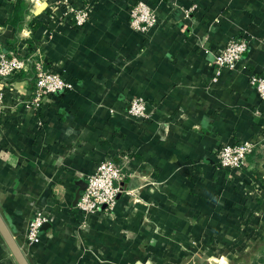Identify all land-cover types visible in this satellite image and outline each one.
<instances>
[{
    "label": "crops",
    "instance_id": "1",
    "mask_svg": "<svg viewBox=\"0 0 264 264\" xmlns=\"http://www.w3.org/2000/svg\"><path fill=\"white\" fill-rule=\"evenodd\" d=\"M17 1L0 0V51L30 62L0 78V211L19 242L37 209L48 214L31 264H264V108L250 82L264 75V0H144L159 17L148 32L130 23L139 0H73L92 7L83 26L55 0H25L19 28ZM236 36L249 50L214 81V53ZM40 59L77 89L35 108ZM135 97L151 117L127 116ZM241 140L258 142L247 166L220 167L219 147ZM106 156L123 192L83 227L76 181ZM0 264H17L1 234Z\"/></svg>",
    "mask_w": 264,
    "mask_h": 264
},
{
    "label": "built area",
    "instance_id": "2",
    "mask_svg": "<svg viewBox=\"0 0 264 264\" xmlns=\"http://www.w3.org/2000/svg\"><path fill=\"white\" fill-rule=\"evenodd\" d=\"M54 5L59 19L68 18L75 26H83L91 18L92 7L90 4L77 5L73 0H55ZM158 20L159 17L155 9L144 0H139L130 10V23L136 30L148 32L157 24ZM248 50V38L243 36L231 38L222 50L214 53L213 64L216 75L213 80L217 81V77L226 70H235ZM29 62V57L14 50L0 51V78L4 80L24 71ZM33 63L35 64L36 88L32 105L35 108H40L49 95L73 92L77 89L75 81L67 78L62 72L46 68L41 59L34 60ZM250 82L260 98L261 108H264V75L253 73L250 75ZM5 107V91L0 87V115H4ZM261 108L255 110L257 115L262 114ZM126 114L135 120H143L151 117L152 111L148 109L147 101L143 97H135L130 101ZM257 144L258 142L254 140L223 144L219 147L216 156L218 165L227 170L244 168L248 164L249 155L253 153ZM124 177L123 168L114 160L113 156L101 159L96 169L87 174L85 178L88 180V185L76 206L81 217V226L84 227L87 219L92 215L103 213L111 215L123 192L121 181ZM128 194L136 196L137 192L129 191ZM48 221V214L43 209H37L30 217L25 240L20 242L24 251L33 245L43 243L41 229Z\"/></svg>",
    "mask_w": 264,
    "mask_h": 264
},
{
    "label": "water",
    "instance_id": "3",
    "mask_svg": "<svg viewBox=\"0 0 264 264\" xmlns=\"http://www.w3.org/2000/svg\"><path fill=\"white\" fill-rule=\"evenodd\" d=\"M77 189L75 191V196L73 199V206L76 207L79 199L81 198L82 192L86 189L88 185V180L86 178L79 179L76 181ZM0 234L4 239L7 247L9 248L11 254L15 258L17 264H31L27 254L20 245V242L15 235L13 228L11 227L9 221L5 218L3 213L0 211Z\"/></svg>",
    "mask_w": 264,
    "mask_h": 264
},
{
    "label": "trees",
    "instance_id": "4",
    "mask_svg": "<svg viewBox=\"0 0 264 264\" xmlns=\"http://www.w3.org/2000/svg\"><path fill=\"white\" fill-rule=\"evenodd\" d=\"M30 4L27 3L25 0H18L15 11L11 16L10 23L16 26L17 28L20 27L21 23L26 17V13L28 12ZM13 47L9 44L5 45L4 51H10ZM14 50V49H13ZM252 154V153H251Z\"/></svg>",
    "mask_w": 264,
    "mask_h": 264
}]
</instances>
